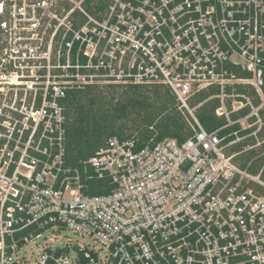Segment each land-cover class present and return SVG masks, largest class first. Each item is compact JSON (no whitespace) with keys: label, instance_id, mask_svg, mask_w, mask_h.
<instances>
[{"label":"built area","instance_id":"built-area-1","mask_svg":"<svg viewBox=\"0 0 264 264\" xmlns=\"http://www.w3.org/2000/svg\"><path fill=\"white\" fill-rule=\"evenodd\" d=\"M0 16V264H264V0H0ZM128 84L168 87L191 135L112 136L68 166V92ZM210 88L212 131L192 103Z\"/></svg>","mask_w":264,"mask_h":264},{"label":"trees","instance_id":"trees-1","mask_svg":"<svg viewBox=\"0 0 264 264\" xmlns=\"http://www.w3.org/2000/svg\"><path fill=\"white\" fill-rule=\"evenodd\" d=\"M1 20L2 16L0 23ZM217 92V88L202 90L192 101L193 104L203 102L198 116L209 131L226 124V119L216 114L220 100L209 99ZM64 102L67 118L66 164L81 170L112 136H137L141 142L147 143L151 139L158 141L166 137L182 141L192 133L179 110L175 95L163 85H86L70 90ZM236 127L223 130L221 135ZM241 149L240 143L232 147V151ZM255 154L251 150L243 157L249 159ZM94 181L106 183L108 180ZM101 192L99 189L91 191L92 194Z\"/></svg>","mask_w":264,"mask_h":264},{"label":"rangeland","instance_id":"rangeland-1","mask_svg":"<svg viewBox=\"0 0 264 264\" xmlns=\"http://www.w3.org/2000/svg\"><path fill=\"white\" fill-rule=\"evenodd\" d=\"M3 44H5V39H4V35L3 34H1L0 35V46H2ZM0 56H2V52L0 51ZM106 86H108V85H102V87H106ZM117 86V85H116ZM67 234H68V237H70V238H72L73 239V241H80L81 243H85V244H88V243H90L89 241V238H87V237H82V236H79V235H77V234H75L74 232H72V231H68L67 232ZM56 244H58V243H56ZM103 264V263H102Z\"/></svg>","mask_w":264,"mask_h":264}]
</instances>
